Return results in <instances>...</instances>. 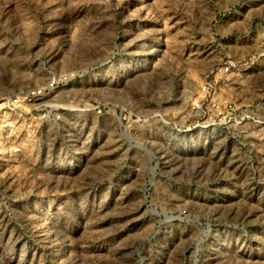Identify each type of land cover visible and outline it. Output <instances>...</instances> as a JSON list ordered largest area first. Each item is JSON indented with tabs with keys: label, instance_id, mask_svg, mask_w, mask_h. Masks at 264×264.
<instances>
[{
	"label": "rangeland",
	"instance_id": "obj_1",
	"mask_svg": "<svg viewBox=\"0 0 264 264\" xmlns=\"http://www.w3.org/2000/svg\"><path fill=\"white\" fill-rule=\"evenodd\" d=\"M53 75L0 114V264H264V0H0V99Z\"/></svg>",
	"mask_w": 264,
	"mask_h": 264
},
{
	"label": "built area",
	"instance_id": "obj_2",
	"mask_svg": "<svg viewBox=\"0 0 264 264\" xmlns=\"http://www.w3.org/2000/svg\"><path fill=\"white\" fill-rule=\"evenodd\" d=\"M226 71L229 69V66H226L224 68ZM217 73L216 68H213L210 71V74L207 76L206 82L202 86V94L204 97H207L211 95V93L214 90V84L212 81V77ZM66 78H57L55 75L51 77L49 82L46 84V86L32 89L26 92H22L20 95H15V96H8V97H3L0 99V114L2 112H6L8 110H26L33 112L35 110L39 111V108L41 110H44L42 116H46V114L52 115L55 114L57 117H59V107L58 105L55 104H40L41 106L45 107H35L33 106L30 108V105H36L38 101L44 99L46 96L50 95L57 89H60L65 86L66 84ZM49 108V110L47 109ZM55 111V112H54ZM37 112V111H36Z\"/></svg>",
	"mask_w": 264,
	"mask_h": 264
}]
</instances>
